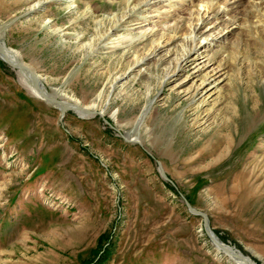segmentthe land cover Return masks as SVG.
Here are the masks:
<instances>
[{
    "label": "rangeland",
    "instance_id": "374dc122",
    "mask_svg": "<svg viewBox=\"0 0 264 264\" xmlns=\"http://www.w3.org/2000/svg\"><path fill=\"white\" fill-rule=\"evenodd\" d=\"M43 1L0 0V25L34 10L3 30L7 47L49 90L95 102L152 154L97 114L61 119L0 58V264H234L181 194L222 241L264 264V10L252 0L214 8L221 29L196 38V63L166 80L210 0ZM150 25L172 39L138 62Z\"/></svg>",
    "mask_w": 264,
    "mask_h": 264
},
{
    "label": "bare ground",
    "instance_id": "6f19581e",
    "mask_svg": "<svg viewBox=\"0 0 264 264\" xmlns=\"http://www.w3.org/2000/svg\"><path fill=\"white\" fill-rule=\"evenodd\" d=\"M211 1H213V2H211ZM262 1L263 0H252V5H253L252 7L255 8L256 10L260 11V12H258V14L261 13L260 16H262V12L264 10V6H262L264 3H262ZM140 2H141V0H128V3L130 5H133V7H132L133 9L136 6H138L140 4ZM151 2H152V0H147L146 2H144L145 4L144 3L143 4L149 6ZM227 2H228L227 0H216V1L215 0H210V2L208 4H205V5L201 4L200 8L195 9V12L198 14V17H196L197 18L196 21H194L193 19H190V24L188 25V29L190 30V32L188 33L189 35H187V38H186L188 47H187V45L186 46L183 45L184 46L183 47L184 50L181 53V55L178 56L175 61H174V59H172L169 62L168 66L166 67V75L169 74V72H171L172 68L174 69V71H177V73L176 74H171L170 76H167L166 80L171 78V76L180 75V73H182V71L186 69L187 63L190 60H192L193 63H196V61H197L196 58L195 59H191L192 53L194 51V47H196V44H195L196 38L201 36L203 40L208 39L211 35H213V33L215 32V29H217L216 27L221 29L222 25L217 24V22L219 21L220 18L217 17L218 19H216L215 18L216 13H213L212 10L214 8H216V7L218 8L219 6H221L220 7V9H221L223 5L226 6ZM154 4L155 3H153L152 6H154ZM216 5H218V6H216ZM217 11H219V10H217ZM193 13H191L192 16H193ZM263 15H264V13H263ZM262 19H264V17H262ZM202 27H204V28H202ZM152 28L153 27H151V25H150V27H148L146 29H143L144 32L142 33V36L139 37L140 39L146 38L148 40V42H149V45H151L152 47H151V51H149L144 57H142V58L140 57V59L139 58L137 59L138 62H144L145 61V63H147L148 61H151V59L155 58L161 52V49L163 47H165L170 42V40L172 39V38H170V39L168 38L167 40L165 38L163 39V34L161 36H156V34L153 32ZM186 40H185V42H186ZM116 43H119V42H116ZM0 47L4 48L5 52L8 51V54H9L8 57L4 56V55L3 56L0 55V58L4 62L10 63V61H11V62H21V63L27 64L22 59V56H21V53H20L19 50L15 51V49H12L13 51H10L9 48L7 47V44H6V47H4V44H3V42H1V40H0ZM205 47L207 48V45ZM198 64L199 63H197V65H196L197 69H199ZM27 65H31V64H27ZM15 68H16V71H17V74H18V78H20L21 83L23 84L25 89L28 91V93H31L36 98L43 99L44 95H43V93H40L34 78H32L31 75H29L24 69H21V68H18V67H15ZM39 77L42 78L40 75H39ZM211 78L212 77L209 74L208 76L204 77L201 80L200 83L195 85V87L193 88L194 89L193 90V97L194 98H195L196 95H198V93L203 94L204 92H207V91L210 90L209 89L210 85L213 82L211 80ZM43 81H44V79H43ZM44 85H45L46 91L48 93H53L54 92L53 88H51V90L48 89L45 81H44ZM70 103L75 104V105L76 104L79 105L80 109L79 108L78 109H74V110L68 109L62 104L61 105L58 104L57 108L61 112H64L65 114H66L67 111H77L80 114V116H82V117H88V113H87L86 109H88V110L92 109V110L99 111L96 108L95 102H91V104H89L87 106H82L78 102H76V103L70 102ZM99 112L104 114V111H99ZM92 116H90V117H92ZM132 139L138 140V139H135V138H132ZM219 239H221V238L219 237ZM223 243L225 244L224 247H222L218 243L214 244V246H215V248L218 247L217 250L219 252L223 253L224 256H227V258L229 260L233 261L234 264H257L256 260L252 259L248 255L246 256L248 258V261L247 260L238 259V258L234 257L233 254H231V253H233V251L231 252L230 250L233 249V250H235V252H238V250L235 249V247L231 248L230 245H227L224 241H223ZM239 252H240V250H239Z\"/></svg>",
    "mask_w": 264,
    "mask_h": 264
},
{
    "label": "water",
    "instance_id": "95a60500",
    "mask_svg": "<svg viewBox=\"0 0 264 264\" xmlns=\"http://www.w3.org/2000/svg\"><path fill=\"white\" fill-rule=\"evenodd\" d=\"M46 3H48V0H46V1H43V4H42V6L44 5V4H46ZM42 6H39V7H37V9H39L40 7H42ZM34 10L33 9H28V11L25 13V14H23V15H20V16H17V17H15V18H13L12 20H10L8 23H6V24H3V25H0V40H1V42H3V44H4V47H6V42H5V40H4V34L2 33L3 32V30H5L6 28H8L9 26H11L14 22H16L17 20H19V19H21V17H24V16H28V14H30V13H32ZM7 50V49H6ZM9 50L10 51H13L12 50V48L10 49L9 48ZM96 53H91L88 57H87V59H89L90 57H92V56H94ZM0 55H4V56H7L8 57V51H6L5 52V50H4V48H1L0 47ZM10 61V60H9ZM11 63V64H10ZM10 63H7V64H9V66L11 67V68H15V67H18V68H21V69H24L29 75H31V77L32 78H34V80L36 81V84H37V86H38V89H39V91H40V93H43V95H44V97H43V101L44 102H46L47 104H49L50 106H52V107H54V108H57V105L58 104H62V105H64L66 108H68V109H72V110H74V109H78L79 108V105H75V104H72V103H70V102H68L67 100H65V98L67 97V96H65L63 93H59V89H56V91L55 92H53V93H48L47 91H46V87H45V85H44V81H43V79L42 78H40L39 77V75H38V73L36 72V70L31 66V65H27V64H25V63H21V62H11L10 61ZM16 69V68H15ZM58 109V108H57ZM80 109V108H79ZM86 111H87V113H88V115L89 116H92V115H98V116H100V117H103V119H104V121H106V122H109L111 125H112V127H114V129H116L119 133H118V135L120 136V137H122V138H124L125 139V141H127V142H131V143H134V144H141L143 147H144V149L146 150V151H148L150 154H152V151H150L145 145H144V143L142 142V141H140L139 139L138 140H134V139H132L131 137H129V133L128 132H126V131H123V132H121L119 129H117L113 124H112V122H110L107 118H105V114H103V113H101V112H99V111H97V110H88V109H86ZM76 112V111H75ZM64 116H65V113L64 112H61V119H63L64 118ZM157 162H158V166H160V171H161V173H162V175L165 177V178H167L166 177V172H165V170H164V168H163V166L161 165V162L159 161V160H157ZM168 179V178H167ZM170 179V178H169ZM168 179V180H169ZM181 196H183V199H184V201L186 202V204H187V206H188V209H189V211H191L193 214H195V215H198V216H201L202 218H203V227H204V229H205V232H206V234L208 235V238H209V241H211V243H212V245H214V244H220L222 247H224V243H223V241H221V239H219V237H218V234L214 231V229L212 228V226H210V222H209V217H208V215H207V213L206 212H204V211H200V210H198L196 207H194L192 204H191V202L189 201V199L187 198V196H184L183 194H181ZM239 250L240 249H238V252H235V250H230L231 252L233 251V253H231V254H233V256L234 257H236V258H238V259H242V260H247L248 261V258L242 253V252H239Z\"/></svg>",
    "mask_w": 264,
    "mask_h": 264
}]
</instances>
